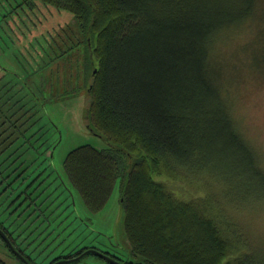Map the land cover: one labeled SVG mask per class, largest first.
<instances>
[{"label":"trees","instance_id":"16d2710c","mask_svg":"<svg viewBox=\"0 0 264 264\" xmlns=\"http://www.w3.org/2000/svg\"><path fill=\"white\" fill-rule=\"evenodd\" d=\"M27 1L70 13L84 38L85 77L92 79L84 120L107 147L78 146L63 167L86 208L99 212L119 182L124 231L132 256L143 264H255L250 255L230 259L217 219L224 218L213 203L202 195L196 203L176 198L157 178L171 171L199 181L204 171L229 162L256 176L263 172L236 128L222 64L213 56L226 32L255 22L252 39L256 36L254 27L264 24V0ZM260 53L248 64L264 71V47ZM18 121L0 115V164L5 163L3 179L12 184L23 178L25 168L24 162L16 166V158L9 163L12 152L28 145L22 155L34 161L28 153L29 127L22 131L25 124ZM0 230L19 258L33 264L1 223Z\"/></svg>","mask_w":264,"mask_h":264},{"label":"rangeland","instance_id":"374dc122","mask_svg":"<svg viewBox=\"0 0 264 264\" xmlns=\"http://www.w3.org/2000/svg\"><path fill=\"white\" fill-rule=\"evenodd\" d=\"M34 3L0 0V115L18 118L26 126L24 132L29 127L26 137L32 148L28 153L34 158L31 164V158L22 155L28 145L12 152L9 163L16 158V166L25 165L23 178L15 184L3 179L5 163L0 164V223L33 264L76 258L87 247L123 262L143 264L132 256L124 231L119 182L106 205L92 213L64 171V159L74 148L107 146L84 120L92 79L85 77L84 38L74 17ZM251 23L224 33L214 47L213 60L222 64V82L236 128L254 149L263 172L256 176L229 167V162L227 167L204 171L199 181L171 171L157 179L176 198L196 203L202 195L214 204L216 214L224 218L217 219L228 238L230 259L250 255L255 264H264V71L248 64L264 47V24L259 30L254 27L252 39L255 22ZM0 260L26 264L1 236ZM69 264L111 263L89 254Z\"/></svg>","mask_w":264,"mask_h":264},{"label":"water","instance_id":"95a60500","mask_svg":"<svg viewBox=\"0 0 264 264\" xmlns=\"http://www.w3.org/2000/svg\"><path fill=\"white\" fill-rule=\"evenodd\" d=\"M0 236L1 238L5 241V243L8 245V247L16 254L20 257V255L18 254V252L15 250V248L13 247L12 243L10 242V240L8 239V237L4 234V232L2 230H0ZM88 254H92V255H96L98 257H101L103 259L108 260L111 264H125V263H121L116 259H113L111 257H108L107 255L97 251V250H87L86 252H84L82 255H80L79 257H76L74 259L71 260H63L60 261L56 264H69V263H73V262H78L80 261L84 256L88 255ZM21 259L24 261V263L29 264L24 258L21 257Z\"/></svg>","mask_w":264,"mask_h":264},{"label":"bare ground","instance_id":"6f19581e","mask_svg":"<svg viewBox=\"0 0 264 264\" xmlns=\"http://www.w3.org/2000/svg\"><path fill=\"white\" fill-rule=\"evenodd\" d=\"M86 209V208H85ZM49 264V263H48Z\"/></svg>","mask_w":264,"mask_h":264}]
</instances>
